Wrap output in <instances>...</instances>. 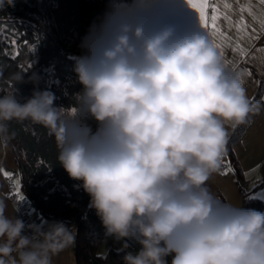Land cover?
<instances>
[{"label":"clouds","instance_id":"9594fccd","mask_svg":"<svg viewBox=\"0 0 264 264\" xmlns=\"http://www.w3.org/2000/svg\"><path fill=\"white\" fill-rule=\"evenodd\" d=\"M9 7L15 0H0ZM188 11L187 0H105L70 56L80 90L57 104L36 74L14 73L0 94V145L15 138L13 121L45 129L105 238L122 243L120 264H264V211L208 183L231 131L261 107L247 95V69L227 65ZM28 82L21 96L16 85ZM7 209L0 199V264H54L76 242L64 221L27 223Z\"/></svg>","mask_w":264,"mask_h":264},{"label":"trees","instance_id":"16d2710c","mask_svg":"<svg viewBox=\"0 0 264 264\" xmlns=\"http://www.w3.org/2000/svg\"><path fill=\"white\" fill-rule=\"evenodd\" d=\"M105 7V0H15V7L0 9V94L15 86L14 73L36 74L39 87L48 88L57 96V104L70 103L72 93L80 90L75 83L73 61L80 55L78 47L91 22ZM21 96H30L31 82L16 85ZM264 94V77L249 98L258 104ZM249 123L232 130L225 163L231 168L244 208L264 210V199L254 188L237 161L232 144ZM15 138L9 148L15 161L17 178L14 185L27 206L41 219L74 223L76 242L73 245L75 264H120L119 248L97 252L104 228L95 210L88 208L89 197L77 190L78 182L69 178L56 162L54 139L39 125L9 124Z\"/></svg>","mask_w":264,"mask_h":264},{"label":"crops","instance_id":"0c3cea01","mask_svg":"<svg viewBox=\"0 0 264 264\" xmlns=\"http://www.w3.org/2000/svg\"><path fill=\"white\" fill-rule=\"evenodd\" d=\"M194 2L200 3L202 0H194ZM187 3L190 11L185 13L186 19L189 23L199 20V25L215 44L225 63L233 68L247 69L245 88L250 98L256 91L260 79L264 77V67H262L264 51H261L264 49V4H261L260 0H207V17H211L214 9L218 16L217 27L213 29L210 26V19L209 26H205L199 19V10L193 8L188 0ZM258 105L261 111L252 117L239 139L232 144L233 153L245 177L253 185L264 181V94L261 95ZM225 161L224 158L223 162ZM14 169L15 161L11 149L9 146L0 145V199L7 202L8 215H17L5 188V179L11 176ZM16 178L15 176L13 181ZM208 183L216 195L227 202L241 205L234 174L228 165L218 174H214ZM254 194L264 199V184L256 186ZM42 220L52 221L46 218ZM64 222L74 226L72 222ZM121 247L122 243H116L111 238L106 239L103 235L97 246V252L105 254L109 248ZM136 247L137 245L133 243L132 249L129 250H134ZM54 264H75L73 245L54 257Z\"/></svg>","mask_w":264,"mask_h":264},{"label":"built area","instance_id":"2783aa9c","mask_svg":"<svg viewBox=\"0 0 264 264\" xmlns=\"http://www.w3.org/2000/svg\"><path fill=\"white\" fill-rule=\"evenodd\" d=\"M225 168H227V165L223 163L221 170ZM15 176H17V172L13 171L11 176L5 179V188L7 191V196L11 201L15 211L17 208H19L17 215L27 223L36 222L39 224L44 222L37 212L31 211V209L27 206L25 197L16 190L13 182Z\"/></svg>","mask_w":264,"mask_h":264},{"label":"snow or ice","instance_id":"6c2138e0","mask_svg":"<svg viewBox=\"0 0 264 264\" xmlns=\"http://www.w3.org/2000/svg\"><path fill=\"white\" fill-rule=\"evenodd\" d=\"M188 2L193 8H197L199 10V19L201 22L204 23L205 26H209L210 19V26L213 29L217 27L218 16L216 14L215 9L213 10V14L210 18L206 15L207 0H202V2L200 3H195L194 0H188ZM260 3L264 4V0H260ZM261 51H264V49H261Z\"/></svg>","mask_w":264,"mask_h":264}]
</instances>
